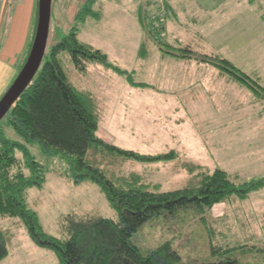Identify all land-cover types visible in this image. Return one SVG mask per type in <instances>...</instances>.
I'll return each instance as SVG.
<instances>
[{"label":"rangeland","instance_id":"obj_1","mask_svg":"<svg viewBox=\"0 0 264 264\" xmlns=\"http://www.w3.org/2000/svg\"><path fill=\"white\" fill-rule=\"evenodd\" d=\"M85 1L52 0L46 54L75 26L80 41L102 51L110 64L140 83L132 85L123 74L95 62L80 73L67 52L58 55L69 82L91 99L98 116L96 135L140 154L175 152L170 160L148 162L90 148L91 164L119 187L140 185L159 192L196 187L215 168L236 184L264 177V94L207 61L176 56L185 49L226 59L264 88V0H180L177 17L157 0H96L92 10L97 16L80 22L76 15ZM3 2L0 32L7 18L17 31L24 0H0V6ZM35 12L33 0L31 35ZM15 76L0 87V97ZM0 125L7 138L23 142L6 118ZM26 145L44 167L42 186L25 192L44 232L65 240L68 214L116 220L96 184L73 183L63 158L43 155L37 144ZM0 231L7 249L0 264L58 263L53 250L30 239L19 218L0 217ZM131 241L141 253L169 242L183 263L215 261L214 248L229 249L225 256L239 264H264V187L208 209L155 215Z\"/></svg>","mask_w":264,"mask_h":264},{"label":"trees","instance_id":"obj_2","mask_svg":"<svg viewBox=\"0 0 264 264\" xmlns=\"http://www.w3.org/2000/svg\"><path fill=\"white\" fill-rule=\"evenodd\" d=\"M95 2L86 0L76 20L83 22L88 16H97L92 10ZM163 4L168 9L166 0ZM34 29L35 25L33 34ZM32 39L33 35L17 73L28 55ZM64 51L68 53L74 69L80 73L86 72L87 63L95 62L123 74L132 85L140 84L134 82L128 72L110 64L102 51L80 41L75 26L54 42L48 54L45 52L31 82L4 116L23 142L7 138L0 125V217L19 218L36 245L56 253L57 264H239L236 259L225 256L229 249L214 248H210V251L218 256L215 261L183 263L169 242L141 253L131 241V236L142 223L155 215L173 214L187 208L208 209L230 196L243 199L250 192L264 187V177L236 184L224 170L215 168L199 185L192 188L159 192L140 185L127 188L117 186L99 167L87 160L90 148L148 162L170 160L174 158L175 152L170 150L155 155L140 154L99 138L96 135L98 116L91 99L73 87L61 66L58 55ZM178 51L181 54L176 56L207 61L235 75L236 79L249 85L255 93L264 94L260 84L242 75L226 59L198 55L185 49ZM26 144H37L43 155H59L63 158L68 166L66 175L73 183L89 181L96 184L115 211L116 220L68 214L63 223L68 234L65 240L44 232L37 213L29 208L25 199L28 188L41 187L44 183V167L30 154ZM16 151L19 152L18 156L15 155ZM6 254L5 236L0 231V260Z\"/></svg>","mask_w":264,"mask_h":264},{"label":"water","instance_id":"obj_3","mask_svg":"<svg viewBox=\"0 0 264 264\" xmlns=\"http://www.w3.org/2000/svg\"><path fill=\"white\" fill-rule=\"evenodd\" d=\"M52 0H36V24L28 55L15 78L0 97V121L39 69L47 45Z\"/></svg>","mask_w":264,"mask_h":264},{"label":"crops","instance_id":"obj_4","mask_svg":"<svg viewBox=\"0 0 264 264\" xmlns=\"http://www.w3.org/2000/svg\"><path fill=\"white\" fill-rule=\"evenodd\" d=\"M32 1L33 0H24L23 5L21 6L23 11L22 9L19 11L20 14L23 12V15L21 17L22 21L21 24L18 26L17 31L13 30V24L10 22V19L7 18V20L5 21V25H3L2 30L0 32V87L4 86V84L8 80H11L14 75H16L17 68L23 61V58L21 61L19 58L24 57L32 34L31 30L29 29V19ZM179 3L180 0H167L168 11L175 17H177V9L175 6ZM3 6L4 2L0 6V8H3L2 11H0V29L2 26L1 23L4 24ZM258 115L259 116L257 117H260L259 119H261V115Z\"/></svg>","mask_w":264,"mask_h":264},{"label":"built area","instance_id":"obj_5","mask_svg":"<svg viewBox=\"0 0 264 264\" xmlns=\"http://www.w3.org/2000/svg\"><path fill=\"white\" fill-rule=\"evenodd\" d=\"M157 1H158V2L161 1V4H163V1H164V0H157ZM163 5H164V4H163ZM155 16H156L155 18H159V19H160L162 15H160V14H158V13H155ZM162 18H163V17H162ZM159 19L157 20L158 22L160 21ZM157 24H159V23H157Z\"/></svg>","mask_w":264,"mask_h":264}]
</instances>
